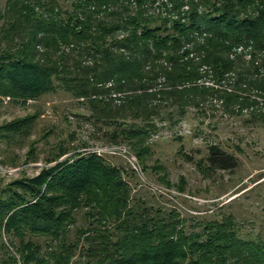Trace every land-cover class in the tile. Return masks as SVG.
Listing matches in <instances>:
<instances>
[{
    "label": "trees",
    "instance_id": "trees-1",
    "mask_svg": "<svg viewBox=\"0 0 264 264\" xmlns=\"http://www.w3.org/2000/svg\"><path fill=\"white\" fill-rule=\"evenodd\" d=\"M0 20V102L63 90L102 136L138 157L156 134L154 117L181 118L208 96L264 123V0H6ZM34 119L0 125V139L28 135ZM66 152L60 146L45 160L53 165L0 191V233L18 238L14 253L1 243L0 264H264V242L240 237L229 216L187 232L174 210L150 213L133 199L104 156L56 161ZM205 161L237 165L217 145ZM80 209L86 226L69 241Z\"/></svg>",
    "mask_w": 264,
    "mask_h": 264
},
{
    "label": "rangeland",
    "instance_id": "rangeland-1",
    "mask_svg": "<svg viewBox=\"0 0 264 264\" xmlns=\"http://www.w3.org/2000/svg\"><path fill=\"white\" fill-rule=\"evenodd\" d=\"M60 1L70 7L71 0ZM5 2L0 0V11ZM170 111L173 109L167 108L163 114ZM88 114L82 103L60 89L24 103L3 97L0 125L27 115L35 119L28 135L8 143L0 139V159L6 162L0 165V191L14 179L32 177L41 168L53 165L55 161L45 160L60 146L67 152L56 161L77 151L93 152L122 170L131 196L150 207V213L174 210V217L183 220L187 232L199 231L204 223L229 216L240 237L264 242V123L258 118L250 117L246 110L232 113L215 95L208 96L202 105L186 108L181 118L176 115L170 121L154 117L156 134L145 144L147 153L138 157L126 142L111 143L102 136L99 125L85 119ZM211 145L233 155L236 167L209 168L205 157ZM30 147L35 149V159L28 157ZM83 211H77L76 222L68 228L69 241L75 239L78 228L86 226ZM10 239L18 245V238L0 233V256L5 251L2 242L15 252ZM34 240L45 252L43 237Z\"/></svg>",
    "mask_w": 264,
    "mask_h": 264
}]
</instances>
